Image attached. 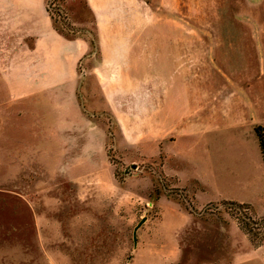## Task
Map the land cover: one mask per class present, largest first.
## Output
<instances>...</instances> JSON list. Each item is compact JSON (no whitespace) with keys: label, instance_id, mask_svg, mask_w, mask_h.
<instances>
[{"label":"rangeland","instance_id":"rangeland-1","mask_svg":"<svg viewBox=\"0 0 264 264\" xmlns=\"http://www.w3.org/2000/svg\"><path fill=\"white\" fill-rule=\"evenodd\" d=\"M138 1L144 15H133L141 18L129 21L131 37L122 39L148 45L138 54L139 70L154 77L157 43L210 45L215 58L237 64L245 98H255L264 117V0ZM56 4L69 15L54 19L58 28L96 37L85 0ZM98 59L96 53L79 65V103L11 102L0 89V264H264V239H253L241 222L264 215L254 120L227 129L199 120L204 106L179 85L180 117L175 139L164 142L171 151L165 158L155 131V84H132L125 93L124 130L100 84L88 83L85 69ZM216 105L210 108L218 112ZM191 125L194 134L184 131ZM171 168L204 178L201 202L229 198L197 207Z\"/></svg>","mask_w":264,"mask_h":264},{"label":"crops","instance_id":"crops-1","mask_svg":"<svg viewBox=\"0 0 264 264\" xmlns=\"http://www.w3.org/2000/svg\"><path fill=\"white\" fill-rule=\"evenodd\" d=\"M85 2L94 16V44L88 35H69L57 28L48 10L47 0H0V89H4L9 101H31L34 104L32 101L36 100L70 98L79 103V65L84 58L98 53V61L85 69L88 83L94 81L100 84V91L105 94L122 129H129L130 119L125 117L124 112L128 109L125 93L131 89L132 84H155V131L156 138L161 141L160 150L166 153L165 158L171 155V151L164 142L175 139L173 123L180 117L177 111L179 85L186 86L190 92L193 90V102L204 106L202 113L197 115L199 120L214 121L224 129L242 127L252 119L255 125L264 123V117L258 113V101L253 97L245 98L243 75L237 64H230L227 60L221 62L222 58L218 54H215V58L211 54L212 46L206 45L203 50H198L196 45L190 43H157L161 62L157 57L155 75L150 77L147 72L139 70L138 63L142 59L139 52L146 50L148 45L132 44L131 40L125 42L122 39L126 32L128 35L131 32L132 24L129 21L141 18H133V15H144L142 9L137 7L141 3L138 0ZM196 52L204 53L196 55ZM217 85L220 91L215 96L211 89ZM169 99L171 102L166 108ZM215 102L219 104L216 105L220 107L219 114L210 108ZM253 109L255 111L251 114ZM83 116L86 117L84 112ZM26 128L32 129L31 126ZM197 130L196 125H191L184 131L194 134ZM170 170L173 174L177 173L180 186L192 191L197 207L220 197L229 198L219 195L201 202L202 192L207 185L204 178L197 173L183 174L178 169ZM238 200L248 202L245 199Z\"/></svg>","mask_w":264,"mask_h":264},{"label":"trees","instance_id":"trees-1","mask_svg":"<svg viewBox=\"0 0 264 264\" xmlns=\"http://www.w3.org/2000/svg\"><path fill=\"white\" fill-rule=\"evenodd\" d=\"M58 28V27H57ZM61 30V29H60ZM63 31V30H61ZM65 32V31H63ZM93 44L96 42V37L92 38ZM255 130L259 139V145L262 152L263 160H264V125L263 124H256ZM241 205H243L246 210L251 206V203L248 202H241ZM241 222H243L244 228L247 230V232L251 235L253 239H256L260 237L261 241L264 239V231H261L264 229V215L260 217L253 218L250 216H244L241 219ZM261 235V236H260Z\"/></svg>","mask_w":264,"mask_h":264},{"label":"built area","instance_id":"built-area-1","mask_svg":"<svg viewBox=\"0 0 264 264\" xmlns=\"http://www.w3.org/2000/svg\"><path fill=\"white\" fill-rule=\"evenodd\" d=\"M47 7L51 15L53 16V19L58 20V21H64V22H66L67 19H69V15L67 11H65L62 6H59L58 4H56V0H47ZM56 26L59 27V25L57 24Z\"/></svg>","mask_w":264,"mask_h":264}]
</instances>
